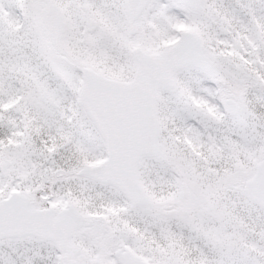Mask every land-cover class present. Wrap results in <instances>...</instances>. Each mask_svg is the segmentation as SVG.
<instances>
[{
  "label": "snow or ice",
  "instance_id": "1",
  "mask_svg": "<svg viewBox=\"0 0 264 264\" xmlns=\"http://www.w3.org/2000/svg\"><path fill=\"white\" fill-rule=\"evenodd\" d=\"M0 264H264V0H0Z\"/></svg>",
  "mask_w": 264,
  "mask_h": 264
}]
</instances>
